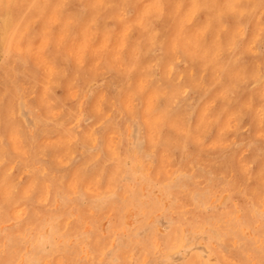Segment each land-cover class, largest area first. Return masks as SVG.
<instances>
[{
	"label": "rangeland",
	"instance_id": "1",
	"mask_svg": "<svg viewBox=\"0 0 264 264\" xmlns=\"http://www.w3.org/2000/svg\"><path fill=\"white\" fill-rule=\"evenodd\" d=\"M110 1H0V264H264V0Z\"/></svg>",
	"mask_w": 264,
	"mask_h": 264
},
{
	"label": "bare ground",
	"instance_id": "2",
	"mask_svg": "<svg viewBox=\"0 0 264 264\" xmlns=\"http://www.w3.org/2000/svg\"><path fill=\"white\" fill-rule=\"evenodd\" d=\"M0 1H1V0H0ZM5 1H6V0H5ZM30 1H31V0H30ZM33 1H34V0H33ZM111 1H112V0H111ZM111 1H110V2H111ZM113 1H114V0H113ZM115 1H116V0H115ZM123 1H125V0H123ZM127 1H128V0H127ZM158 1H159V0H158ZM17 2H18V1H17ZM39 2H40V1H39ZM45 2H46V1H45ZM65 2H67V1H65ZM129 2H132V1H129ZM6 3H7V2H6ZM11 3H12V2H11ZM22 3H23V2H22ZM24 3H25V1H24ZM31 3H32V2H31ZM57 3H59V2L56 1V5H57ZM20 4H21V3H20ZM25 4H26V3H25ZM25 4H23V5H25ZM32 4H33V3H32ZM32 4H31V5H32ZM65 4H66V3H65ZM121 4H122V2H121ZM132 4H133V3H132ZM132 4H131V5H132ZM180 4H181V3H180ZM23 5H21V6H23ZM56 5H55V6H56ZM63 5H64V4H63ZM79 5H80V4H79ZM108 5H109V4H108ZM116 5H117V4H116ZM32 6H33V5H32ZM40 6H41V5H40ZM55 6L53 5V7H55ZM64 6H65V5H64ZM104 6H105V5H104ZM74 7H75V6H74ZM92 7H95V6H92ZM92 7H91V8H92ZM116 7H117V6H116ZM116 7H113V8H116ZM5 8H7V7H5ZM63 8H64V7H63ZM91 8H90V9H91ZM113 8H112V9H113ZM14 9H16V8H14ZM33 9H34V8H33ZM67 9H68V8H67ZM127 9H128V8H127ZM2 10H4V9H2ZM25 10H26V9H25ZM25 10H23V11L25 12ZM43 10H44V8H43ZM94 10L96 11L95 8H94ZM94 10H92V11H94ZM109 10H110V9H109ZM34 11H35V10H34ZM41 11H42V9H41ZM66 11H67V10H66ZM95 11H94V12H95ZM112 11H113V10H112ZM127 11H128V10H127ZM67 12H68V11H67ZM94 12H93V13H94ZM4 13H5V11H4ZM12 13H13V12H12ZM60 13H61V12H60ZM81 13H82V12H81ZM81 13H80V14H81ZM104 13H105V12H103V14H104ZM106 13H108V12H106ZM111 13H112V12H111ZM2 14H3V11H2ZM2 14L0 13V15H2ZM32 14H33V13H32ZM32 14H31V15H32ZM38 14H39V13H38ZM41 14H42V12H41ZM41 14H39V15H41ZM82 14H83V13H82ZM15 15H16V14H15ZM22 15H23V14H22ZM28 15H29V14H28ZM35 15H36V13H35ZM106 15H107V14H106ZM106 15H105V16H106ZM110 15H111V14H110ZM7 16H8V15H7ZM7 16H6V17H7ZM29 16H30V15H29ZM32 16H33V15H32ZM82 16H83V15H82ZM111 16H112V15H111ZM237 16H238V15H237ZM21 17H22V16H21ZM34 17H35V16H34ZM95 17H96V16H95ZM90 18H91V17H90ZM123 18H124V17H123ZM221 18H222V17H221ZM2 19H3V18H2ZM32 19H33V17H32ZM105 19H106V18H105ZM196 19H197V18H196ZM222 19H223V18H222ZM99 20H100V19H99ZM99 20H98V21H99ZM109 20H110V19H109ZM198 20H199V19H198ZM15 21H17V20L15 19ZM26 21H27V20H26ZM28 21H29V20H28ZM28 21H27V22H28ZM37 21H38V20H37ZM37 21H36V22H37ZM96 21H97V20H96ZM149 21H150V20H149ZM157 21H158V20H157ZM2 22H3V21H2ZM102 23H103V22H102ZM156 23H157V22H156ZM14 24H15V22H14ZM18 24H19V23H18ZM35 24H36V23H35ZM113 24H114V23H113ZM157 24H158V23H157ZM0 25H1V24H0ZM105 25H106V24H105ZM202 26H203V25H202ZM11 27H12V26H11ZM13 27H14V26H13ZM30 27H31V26H30ZM72 27H73V26H72ZM160 27H161V26H160ZM1 28H2V27H1ZM157 28H158V27H157ZM12 29H13V28H12ZM72 29H73V28H72ZM102 29H103V28H102ZM155 29H156V28H155ZM9 30H10V28H9ZM29 30H30V28H29ZM153 30H154V29H153ZM153 30H152V31H153ZM0 31H1V30H0ZM155 31H157V30H155ZM9 32H10V31H9ZM11 33H12V32H11ZM28 33H29V32H28ZM30 33H33V32H30ZM72 33H74V32H72ZM133 34H134V32H133ZM20 37H21V36H19V39H20ZM26 37H27V35H26ZM34 37H35V36H34ZM34 37H32V38H34ZM129 37H130V36H129ZM16 39H17V38H16ZM26 39H27V38H26ZM26 39H25V40H26ZM30 40H31V39H30ZM32 40H33V39H32ZM161 41H162V40H161ZM0 42H1V40H0ZM48 44H49V43H48ZM173 44H174V43H173ZM1 45H2V44H1ZM4 45H5V44H4ZM47 46H48V45H47ZM48 47H49V46H48ZM1 48H2V47H1ZM7 48H8V47H7ZM234 48H235V47H234ZM155 50H156V49H155ZM8 51H9V50H8ZM161 52H162V50H161ZM178 52H179V51H178ZM181 52H182V51H181ZM231 52H232V51H231ZM16 53H17V52H16ZM47 53H48V52H47ZM149 53H150V52H149ZM179 53H180V52H179ZM8 54H9V53H8ZM8 54H7V56H9ZM150 54H152V53H150ZM157 54H158V53H156V55H157ZM230 54H231V53H230ZM25 55H27V54H25ZM223 55H224V54H223ZM15 56H16V55H15ZM153 56H154V55H153ZM245 56H246V55H245ZM5 57H6V56H5ZM24 57H25V56H24ZM27 57H28V55H27ZM184 57H185V56H184ZM6 58H8V57H6ZM20 58H21V57H20ZM9 60H10V57H9ZM22 60H23V58H22ZM24 60H26V59H24ZM103 60H104V59H103ZM10 61H11V60H10ZM191 61H192V60H191ZM18 63H20V62H18ZM67 63H68V62H67ZM103 63H104V62H103ZM152 63H153V62H152ZM173 63H174V62H173ZM10 64H11V63H10ZM24 64H25V63H24ZM169 64H170V63H169ZM174 64H175V63H174ZM174 64H173V65H174ZM1 65H3V64L1 63ZM29 65H30V64H29ZM29 65H28V66H29ZM102 65H103V64H102ZM154 65H155V63H154ZM157 65H158V64H157ZM173 65H172V67H173ZM25 66H26V65H25ZM64 66H65V65H64ZM69 66H70V65H69ZM0 67H1V66H0ZM12 67H13V66H12ZM16 67H18V66L16 65ZM158 67H159V66H158ZM109 68H110V67H109ZM109 68H108V69H109ZM66 69H67V68H66ZM150 69H151V68H150ZM7 70H8V69H7ZM12 70H13V69H12ZM22 70H24V69L22 68ZM33 70H34V69H33ZM67 70H68V69H67ZM106 70H107V69H106ZM194 70H195V69H194ZM0 71H1V69H0ZM3 71H4V70H3ZM3 71H2V72H3ZM5 71H6V70H5ZM18 71H19V69H18ZM24 71H25V70H24ZM112 71H113V70H112ZM150 71H151V70H150ZM155 71H156V70H155ZM33 72H34V71H33ZM33 72H32V73H33ZM107 72H108V71H107ZM170 72H171V71H170ZM4 73H5V72H4ZM25 73H26V72H25ZM29 73H31V72L29 71ZM150 73H151V72H150ZM157 73H158V72H157ZM193 73H194V72H193ZM5 74H6V73H5ZM19 74H20V73H19ZM107 74H108V73H107ZM111 74H112V72H111ZM116 74H117V73H116ZM8 75H9V74H8ZM33 75H34V74H31L30 77H31V76L33 77ZM95 75H96V74H95ZM112 75H113V74H112ZM117 75H118V74H117ZM9 76H10V75H9ZM14 76H15V75H14ZM20 76H21V75H20ZM25 76L28 78V76H27L26 74H25ZM101 76H102V75H101ZM154 76H155V74H154ZM193 76H194V75H193ZM220 76H221V75H220ZM3 77H4V76H3ZM26 77H24V78H26ZM30 77H29V78H30ZM59 77H60V76H59ZM105 77H106V76H105ZM107 77H108V76H107ZM118 77H119V76H118ZM5 78H6V77H5ZM16 78H17V77H16ZM24 78H23V80H24ZM96 78H97V77H96ZM100 78H101V77H100ZM108 78H109V77H108ZM108 78H107V79H108ZM157 78H158V77H157ZM58 79H59V78H58ZM78 79H79V78H78ZM78 79H77V81H78ZM104 79H105V78H104ZM107 79H106V80H107ZM111 79H112V78H111ZM150 79H152V78H150ZM181 79H182V78H181ZM1 80H2V79H1ZM4 80H5V79H4ZM7 80H8V79H7ZM7 80H6V81H7ZM153 80H154V79H153ZM157 80H158V79H157ZM6 81H5V82H6ZM26 81H27V80H26ZM32 81H33V80H32ZM32 81H31V82H32ZM116 81H117V79H116ZM149 81H150V80H149ZM160 81H161V80H160ZM5 82H4V83H5ZM156 82H157V81H156ZM163 82H164V81H163ZM10 83H11V82H10ZM17 83H18V81H17ZM20 83H21V82H20ZM28 83H30V82H28ZM34 83H35V82H33V84H34ZM115 83H116V82H115ZM118 83H119V82H118ZM158 83H159V82H158ZM158 83H157V84H158ZM1 84H3V83H1ZM7 84H8V83H7ZM151 84H152V83H151ZM177 84H178V83H177ZM181 84H182V83H181ZM58 85H59V84H58ZM81 85H82V84H81ZM81 85H80V86H81ZM105 85H109V84L106 83ZM148 85H149V84H148ZM168 85H169V84H168ZM1 86H2V85H1ZM1 86H0V87H1ZM24 86H25V85H24ZM27 86H28V85H27ZM120 86H121V85H120ZM157 86H158V85H157ZM6 87H7V86H6ZM16 87H17V86H16ZM19 87H20V85H19ZM32 87H33V86H32ZM34 87H35V86H34ZM51 87H52V85H51ZM58 87H59V86H58ZM117 87H118V85H117ZM164 87H165V86H164ZM185 87H186V86H185ZM11 88H12V85H11ZM21 88H22V87H21ZM103 88H104V87H103ZM118 88H120V87H118ZM165 88H166V87H165ZM6 89H7V88H6ZM26 89H27V87H26ZM101 89H102V88H101ZM187 89H188V88H187ZM22 90H23V88H22ZM22 90H19V91H22ZM53 90H54V88H53ZM103 90H104V89H103ZM118 90H119V89H118ZM10 91H11V90H10ZM107 91H108V90H107ZM193 91H194V90H193ZM3 92H4V91H3ZM58 92H59V91H58ZM110 92H111V91H110ZM195 92H196V91H195ZM197 92H198V91H197ZM14 93H15V92H14ZM32 93H34V92H32ZM49 93H50L52 96H53V94H54V93H51V92H49ZM56 93H57V92H56ZM104 93H105V92H104ZM107 93H108V92H107ZM183 93L185 94V92H183ZM204 93H205V92H204ZM206 93H207V92H206ZM206 93H205V94H206ZM229 93H230V92H229ZM1 94H2V93H1ZM5 94H6V93H5ZM29 94H30V93H29ZM58 94H60V92H59ZM196 94H197V93H196ZM8 95H9V94H8ZM22 95H23V94H22ZM107 95H108V94H107ZM117 95H118V94H117ZM197 95H198V94H197ZM0 96H1V95H0ZM12 96H13V95H12ZM24 96H25V95H24ZM47 96H49V94H48ZM55 96H57V95H55ZM55 96H54V97H55ZM111 96H112V95H111ZM111 96H110V97H111ZM115 96H116V94H115ZM180 96H181V95H180ZM180 96H179V98H180ZM5 97H6V96H5ZM26 97H27V96H26ZM50 97H51V96H49V98H50ZM138 97H139V96H138ZM191 97H192V96H191ZM195 97H196V96H195ZM202 97H203V96H202ZM30 98H31V97H30ZM8 99H10V98H8ZM11 99L14 100L13 98H11ZM11 99H10V100H11ZM18 99H19V98H18ZM22 99H23V98H22ZM22 99H21V100H22ZM60 99H61V98H60ZM136 99H137V98H136ZM158 99H159V98H158ZM185 99H186V98H185ZM185 99H184V100H185ZM188 99H190V98H188ZM71 100H73V99H71ZM175 100H176V98H175ZM33 101H34V100H33ZM55 101H57V100H55ZM55 101H54V102H55ZM61 101H63V100H61ZM68 101H69V100H68ZM88 101H89V100H88ZM112 101H113V99H112ZM114 101H116V100H114ZM135 101H136V100H135ZM159 101H160V100H158V102H159ZM162 101H163V100H162ZM185 101H186V100H185ZM24 102H25V101H24ZM58 102H59V101H58ZM110 102H111V101H110ZM116 102H117V101H116ZM137 102H138V101H137ZM156 102H157V101H156ZM174 102H175V101H174ZM198 102H199V101H198ZM11 103H12V102H11ZM34 103H35V102H34ZM183 103H184V102H183ZM190 103H191V101H190ZM31 104H32V103H31ZM53 104H54V103H53ZM53 104H52V106H53ZM59 104H60V103H59ZM65 104H66V103H65ZM86 104H87V103H86ZM8 105H11V104H8ZM14 105H15V104H14ZM36 105H37V104H36ZM36 105H35V106H36ZM54 105H55V104H54ZM60 105H61V104H60ZM60 105H59V106H60ZM155 105H156V104H155ZM160 105H162V104H160ZM182 105H183V104H182ZM6 106H7V105H6ZM61 106H62V105H61ZM64 106H65V105H64ZM170 106H172V105L170 104ZM72 107H73V106H72ZM72 107H70V108H72ZM158 107H159V106H158ZM195 107H196V106H195ZM8 108H9V107H8ZM75 108H76V107H75ZM113 108H114V107H113ZM135 108H136V107H135ZM137 108H138V107H137ZM184 108H185V107H184ZM189 108H191V107H189ZM110 109H111V108H110ZM114 109H115V108H114ZM152 109H153V108H152ZM177 109H178V108H177ZM39 110H40V109H39ZM121 110H122V108H121ZM169 110H170V109H169ZM183 110H184V109H183ZM8 111H9V109H8ZM135 111H136V110H135ZM154 111H155V110H154ZM13 112H14V110H13ZM66 112H67V111H66ZM76 112H77V111H76ZM108 112H109V111H108ZM118 112H119V111H118ZM167 112H168V111H167ZM167 112H166V113H167ZM172 112H175V111H172ZM193 112H194V110H193ZM1 113H2V112H1ZM7 114H8V112H7ZM9 114H10V113H9ZM14 114H15V113H14ZM70 114H71V113H70ZM115 114H116V113H115ZM115 114H114V115H115ZM121 114H123V113H121ZM168 114H170V113H168ZM64 115H65V114H64ZM109 115H110V114H109ZM188 115H189V114H188ZM67 116H68V115H67ZM107 116H108V115H107ZM6 117H7V116H6ZM11 117H12V116H11ZM72 117H73V116H72ZM91 117H93V115H91ZM2 118H3V117H2ZM93 118H94V117H93ZM106 118H107V117H106ZM108 118H109V116H108ZM131 118H132V117H131ZM187 118H188V117H187ZM5 119H6V118H5ZM65 119H66V118H65ZM65 119H64V120H65ZM104 119H105V118H104ZM104 119H103V121H104ZM113 119H114V118H113ZM132 119H133V118H132ZM135 119H136V118H135ZM18 120H19V119H18ZM67 120H68V119H67ZM76 120H77V119H76ZM105 120H106V119H105ZM129 120H130V119H129ZM101 121H102V120H101ZM107 121H108V120H107ZM109 121H110V120H109ZM113 121H114V120H113ZM239 121H240V120H239ZM18 122H19V121H17V124H18ZM64 122H65V121H64ZM99 122H100V120H99ZM99 122H98V123H99ZM186 122H187V121H186ZM3 123H4V122H3ZM113 123H114V122H113ZM7 124H8V123H7ZM7 124L5 123V125H7ZM15 125H16V123H15ZM19 125L21 126L20 122H19ZM105 125H107V124H105ZM105 125H103V126H105ZM111 125H112V124H111ZM189 125H190V124H189ZM246 125H247V124H246ZM63 126H64V125H63ZM113 126H114V125H113ZM113 126H112V127H113ZM186 126H187V125H186ZM12 127H13V126H12ZM14 127H15V126H14ZM17 127H19V126H17ZM61 127H62V126H61ZM20 128H21V127H19V129H18L19 131H20ZM94 128H95V127H94ZM109 128H110V126H109ZM187 128H188V127H187ZM21 129H22V128H21ZM39 129H40V128H39ZM210 129H211V128H210ZM13 130H17V129L15 128V129H13ZM42 130H43V129H42ZM65 130H66V129H65ZM68 130H70V129H68ZM82 130H83V129H82ZM93 130H94V129H93ZM246 130H247V129H246ZM22 131H23V130H22ZM70 131H71V130H70ZM74 131H75V130H74ZM107 131H108V130H107ZM17 132H18V131H17ZM26 132H27V129H26ZM76 132H77V130H76ZM78 132H79V131H78ZM104 132H105V131H104ZM207 132H208V131H207ZM19 133H20V132H19ZM32 133H33V132H32ZM63 133H64V132H63ZM28 134H30V133H28ZM97 134H98V133H97ZM205 134H206V133H205ZM209 134H210V133H209ZM20 135H21V134H20ZM31 135H32V134H31ZM31 135H30V136H31ZM79 135H80V134H79ZM22 136H23V135H22ZM32 136H33V135H32ZM247 139H248V138H247ZM31 140H32V139H31ZM78 140H79V139H78ZM238 140H239V139H238ZM75 141H77V140H75ZM102 141H103V139H102ZM242 141H243V140H242ZM32 142H33V141H32ZM84 142H85V141H84ZM86 142H87V141H86ZM86 142H85V143H86ZM75 143H76V142H75ZM75 143H73V144H75ZM186 143H187V142H186ZM186 143H185V144H186ZM248 143H249V142H248ZM7 144H8V143H7ZM73 144H71V145H73ZM88 144H89V143H88ZM232 144H233V143H232ZM260 144H261V143H260ZM28 145H29V144H28ZM71 145H70V147H71ZM5 146H6V145H5ZM29 146H30V145H29ZM35 146H36V145H35ZM37 146H38V144H37ZM82 146H83V145H82ZM187 146H188V145H187ZM239 146H240V145H239ZM241 146H242V145H241ZM248 146H249V145H248ZM259 146H260V145H259ZM80 147H81V146H80ZM182 147H183V146H182ZM236 147H237V146H236ZM76 148H77V147H76ZM183 148H184V147H183ZM188 148H189V147H188ZM232 148H233V147H232ZM232 148H231V149H232ZM250 148H251V147H250ZM255 148H256V147H255ZM34 149H35V147H34ZM70 149H71V148H70ZM77 149H80V148H77ZM84 149H85V148H84ZM189 149H191V148H189ZM234 149H235V148H234ZM9 150H10V149H9ZM72 150H73V149H72ZM175 150H176V149H175ZM261 150H263V149H261ZM261 150H260V151H261ZM10 151H11V150H10ZM85 151H86V150H85ZM203 151H204V150H203ZM203 151H202V152H203ZM227 151H228V150H227ZM249 151H250V150H249ZM73 152H74V151H73ZM185 152H187V151H185ZM189 152H190V151H189ZM197 152H198V151H197ZM222 152H223V151H222ZM13 153H14V152H13ZM195 153H196V152H195ZM223 153H224V152H223ZM260 153H261V152H260ZM73 154H74V153H73ZM76 154H77V153H76ZM183 154H184V153H183ZM192 154H193V153H192ZM200 154H201V153H200ZM204 154H205V151H204ZM231 154H232V153H231ZM257 154H258V153H257ZM185 155H186V154H185ZM201 155H202V154H201ZM207 155H208V154H207ZM259 155H260V154H259ZM262 155H263V154H262ZM179 156H180V155H179ZM183 156H184V155H183ZM191 156H192V155H191ZM193 156H194V155H193ZM196 156H197V155H196ZM225 156H227V154H226ZM229 156H230V155H229ZM185 157H186V156H185ZM211 157H213V156H211ZM214 157H215V156H214ZM258 157H259V156H258ZM187 158H188V157H187ZM194 158H195V157H194ZM204 158H206V157H204ZM173 159H174V157H173ZM176 159H177V157H176ZM179 159H181V158H179ZM29 160H30V159H29ZM94 160H95V159H94ZM94 160H93V161H94ZM96 160H97V159H96ZM105 160H107V159H105ZM114 160H115V159H114ZM177 160H178V159H177ZM183 160H184V159H183ZM199 160H200V159H199ZM232 160H233V159H232ZM3 161H4V160H3ZM111 161H112V159H111ZM111 161L109 162V164L111 163ZM172 161H173V160H172ZM175 161H176V160H175ZM188 161H189V160H187V162H188ZM211 161H215V159H214V160H211ZM225 161H226V159H225ZM4 162H6V161H4ZM32 162H33V161H32ZM98 162H99V161H98ZM180 162H181V161H180ZM183 162H184V161H183ZM197 162H198V161H197ZM200 162H201V161H200ZM204 162H206V161H204ZM217 162H218V161H217ZM228 162H229V160H228ZM26 163H27V162H26ZM75 163H76V162H75ZM90 163H91V162H90ZM178 163H179V162H178ZM189 163H190V162H189ZM214 163H215V162H214ZM224 163H225V162H224ZM232 163H233V162H232ZM2 164H3V163H2ZM57 164H58V163H57ZM87 164H89V163H87ZM95 164H96V163H95ZM99 164H100V163H99ZM103 164H104V163H103ZM117 164H118V163H117ZM176 164H177V163H176ZM100 165H101V164H100ZM190 165H193V164H190ZM199 165H200V164H199ZM29 166H30V165H29ZM114 166H115V165H114ZM174 166H175V165H174ZM187 166H188V165H187ZM213 166H214V164H213ZM87 167H88V166H87ZM97 167H98V166H97ZM232 167H233V164H232ZM99 168H101V167H99ZM117 168H118V167H117ZM117 168H116V169H117ZM196 168H197V167H196ZM201 168H202V167H201ZM212 168H213V167H212ZM82 169H83V168H82ZM105 169H106V168H105ZM229 169H231V167H230ZM191 170H192V169H191ZM211 170H212V169H211ZM109 171H111V170H109ZM186 171H187V170H186ZM197 171H198V170H197ZM231 171H232V170H231ZM105 172H106V171H105ZM193 172H194V171H193ZM203 172H205V171H203ZM80 173H81V169H80ZM88 173H89V172H88ZM113 173H115V171H114ZM195 173H196V172H195ZM200 173H201V172H200ZM212 173H213V172H212ZM232 173H233V172H232ZM100 174H101V173H100ZM117 174H119V173H117ZM196 174H197V173H196ZM206 174H207V173H206ZM213 174H214V173H213ZM229 174H230V173H229ZM4 175H5V174H4ZM61 175H62V174H61ZM84 175H86V174H84ZM202 175H203V174H202ZM111 176H112V175H111ZM206 176H207V175H206ZM216 176H217V175H216ZM229 176H230V175H229ZM101 177H102V176H101ZM199 177H200V176H199ZM195 178H196V177H195ZM210 178H211V177H210ZM212 178H213V176H212ZM224 178H226V177H224ZM233 178H234V177H233ZM233 178H232V179H233ZM7 179H8V178H7ZM7 179H6V180H7ZM102 179H103V177H102ZM116 179H117V178H116ZM192 179H194V178H192ZM199 179H200V178H199ZM201 179H202V178H201ZM234 179H235V178H234ZM6 180H5V181H6ZM114 180H115V179H114ZM190 180H191V177H190ZM195 180H196V179H195ZM206 180H207V179H206ZM2 181H3V180H2ZM5 181H4V182H5ZM203 181H204V180H203ZM210 181H212V180H210ZM218 181H219V180H218ZM220 181H221V180H220ZM222 181H223V180H222ZM224 182H225V181H224ZM10 183H11V182H10ZM195 183H196V184H195ZM195 183H194V185H197V182H195ZM208 183H209V182H208ZM192 184H193V183H192ZM200 184H201V183H200ZM244 184H246V183H244ZM112 185H113V184H112ZM112 185H111V186H112ZM211 185H212V184H211ZM218 185H219V184H218ZM197 186H198V185H197ZM197 186H196V187H197ZM212 186H213V185H212ZM214 186H215V185H214ZM200 187H201V186H200ZM225 187H226V186H225ZM243 187H244V186H243ZM228 188H229V187H228ZM224 189H225V188H224ZM226 190H227V188H226ZM228 190H229V189H228ZM243 190H244V189H243ZM226 192H227V191H226ZM233 193H235V192H233ZM233 193H232V195H233ZM240 193H241V192H240ZM245 196H247V195H245ZM250 198H251V197H250ZM15 199H16V198H15ZM16 200H17V199H16ZM262 200H263V199H262ZM20 201H21V200H20ZM229 201H230V200H229ZM234 204H236V203L234 202ZM257 206H258V205H257ZM246 208H247V206H246ZM236 210H237V208H236ZM243 210H244V209H243ZM233 211H234V210H233ZM238 211H240V210H238ZM247 211H248V210H247ZM236 212H237V211H236ZM243 212H244V211H243ZM254 214H255V213H254ZM237 215H238V214H237ZM251 216H252V215H251ZM224 217H225V216H224ZM248 217H249V215H248ZM246 218H247V217H246ZM228 220H229V219H228ZM248 220H249V219H248ZM219 221H221V220H219ZM257 221H258V220H257ZM257 221H255V222H257ZM246 222H247V221H246ZM246 222H245V223H246ZM231 224H232V222H231ZM231 224H230V225H231ZM237 224H238V223H237ZM232 225H233V224H232ZM226 226H227V225H226ZM228 226H229V225H228ZM236 226H237V225H236ZM232 227H233V226H232ZM259 229H260V228H259ZM242 234H243V233H242ZM228 235H229V234H228ZM232 235H233V234H232ZM256 235H257V234H256ZM234 236H235V235H234ZM260 236H261V235H260ZM255 237H256V236H255ZM260 238H261V237H260ZM245 240H246V239H245ZM255 240H256V239H255ZM222 241H223V240H222ZM246 244H247V243H246ZM260 244H261V243H260ZM247 245H248V244H247ZM250 245H251V244H250ZM258 245H259V244H258ZM263 246H264V244H263ZM229 247H230V245H229ZM243 247H244V246H243ZM260 247H261V246H260ZM229 249H230V248H229ZM240 249L242 250V248H240ZM258 249H259V248H258ZM248 250H249V249H248ZM242 251H243V250H242ZM246 251H247V250H246ZM248 252H249V251H248ZM258 252H259V251H258ZM237 253H238V252H237ZM246 253H247V252H246ZM255 253H256V252H255ZM226 254H227V253H226ZM257 254L259 255V253H257ZM232 255H233V254H232ZM247 256H248V255H247ZM259 256H260V255H259ZM263 258H264V257H263ZM236 259H237V258H236ZM238 259H240V258H238ZM255 259H256V258H255ZM257 259H258V258H257ZM260 260H262V259H260ZM236 261H238V260H236ZM236 261H235V262H236ZM246 261H247V260H246ZM259 262H260V261H259ZM248 263H249V262H248ZM245 264H246V263H245Z\"/></svg>",
	"mask_w": 264,
	"mask_h": 264
}]
</instances>
